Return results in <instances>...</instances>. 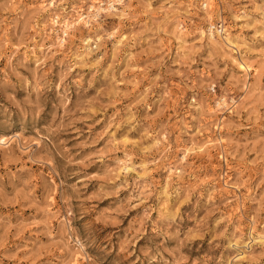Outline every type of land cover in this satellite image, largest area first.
<instances>
[{"label":"rangeland","instance_id":"374dc122","mask_svg":"<svg viewBox=\"0 0 264 264\" xmlns=\"http://www.w3.org/2000/svg\"><path fill=\"white\" fill-rule=\"evenodd\" d=\"M0 264H264V0H0Z\"/></svg>","mask_w":264,"mask_h":264},{"label":"bare ground","instance_id":"6f19581e","mask_svg":"<svg viewBox=\"0 0 264 264\" xmlns=\"http://www.w3.org/2000/svg\"><path fill=\"white\" fill-rule=\"evenodd\" d=\"M67 26V25H66ZM244 69H247V68H244Z\"/></svg>","mask_w":264,"mask_h":264}]
</instances>
